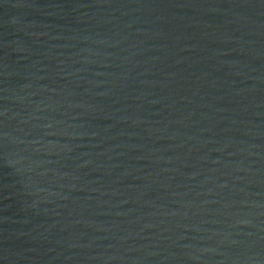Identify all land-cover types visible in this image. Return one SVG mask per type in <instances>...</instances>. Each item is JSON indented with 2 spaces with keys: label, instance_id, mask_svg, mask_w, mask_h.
<instances>
[{
  "label": "water",
  "instance_id": "water-1",
  "mask_svg": "<svg viewBox=\"0 0 264 264\" xmlns=\"http://www.w3.org/2000/svg\"><path fill=\"white\" fill-rule=\"evenodd\" d=\"M0 264H264V0H0Z\"/></svg>",
  "mask_w": 264,
  "mask_h": 264
}]
</instances>
